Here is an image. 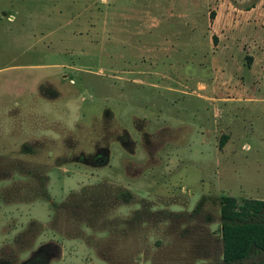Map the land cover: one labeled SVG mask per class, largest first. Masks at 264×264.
Segmentation results:
<instances>
[{
	"label": "rangeland",
	"instance_id": "obj_1",
	"mask_svg": "<svg viewBox=\"0 0 264 264\" xmlns=\"http://www.w3.org/2000/svg\"><path fill=\"white\" fill-rule=\"evenodd\" d=\"M222 196L264 200V0H0V264H226Z\"/></svg>",
	"mask_w": 264,
	"mask_h": 264
},
{
	"label": "trees",
	"instance_id": "obj_2",
	"mask_svg": "<svg viewBox=\"0 0 264 264\" xmlns=\"http://www.w3.org/2000/svg\"><path fill=\"white\" fill-rule=\"evenodd\" d=\"M261 213L263 199L246 198L238 203L232 196L221 197L222 256L226 264L242 261L252 247L264 252V219L256 220Z\"/></svg>",
	"mask_w": 264,
	"mask_h": 264
}]
</instances>
